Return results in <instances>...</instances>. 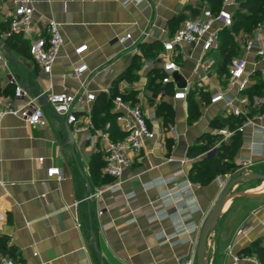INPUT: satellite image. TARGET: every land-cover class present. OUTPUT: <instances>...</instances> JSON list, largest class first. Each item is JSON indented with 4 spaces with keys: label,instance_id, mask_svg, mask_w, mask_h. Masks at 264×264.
I'll use <instances>...</instances> for the list:
<instances>
[{
    "label": "crops",
    "instance_id": "0c3cea01",
    "mask_svg": "<svg viewBox=\"0 0 264 264\" xmlns=\"http://www.w3.org/2000/svg\"><path fill=\"white\" fill-rule=\"evenodd\" d=\"M205 4L202 0H33L38 27L33 36H47L46 19L59 22L63 33L64 42L51 73L44 72L31 54L9 45L5 31L0 33L5 40L0 54L6 60V64L0 61V101L14 98L16 85L10 81L11 75L18 84L27 81L30 88L37 85L43 93L77 91L86 82L97 96L89 113H78L79 129L70 126L73 142L67 140L58 114L48 103H40L47 118L45 126L33 128L16 114L2 118L0 260L10 257L23 264H183L190 258L199 231L221 193L241 174L219 173L208 183L190 175L197 159L189 155L190 147L200 144L202 135L216 134L221 123L227 121L222 103L212 104L211 95L218 89L229 96L236 94L226 78L221 49L218 72L210 75L203 90L192 91L185 101H175L171 96L177 86L172 83L167 86V96H160L162 74L157 59L163 51L162 42L187 19L185 15L192 9L200 14ZM12 9L10 0H0V24L8 20ZM126 34L134 40L128 49L120 41ZM153 43L156 46L148 53ZM84 44L88 49L77 54L76 48ZM200 56L201 49L195 46L185 48L184 57L179 59L182 79L193 82L195 87L198 75L193 70ZM147 61L153 64L147 67ZM82 63L87 65L83 75H70ZM258 67L264 69V62ZM252 69L250 65L249 71ZM127 72L130 75L121 77ZM256 77H251L249 86ZM152 81L158 86L156 91ZM112 87L117 89L115 95L141 104L147 114L155 113L149 125L163 134L161 149L154 148L156 141L148 142L152 152L134 160L116 191L107 189L114 180L103 174L102 134L118 141L125 133L116 120L114 130L92 122L93 107L100 96L102 102H111L110 112L115 119ZM26 92L37 97L32 89ZM192 100L199 111L197 119L190 122ZM14 103L20 107L24 100L14 99ZM162 104L170 105L175 116L166 118V106ZM258 113L252 108V115ZM90 123L91 128L87 127ZM259 123L264 130V119ZM248 133L252 135H239L241 143L234 161L241 166V159L248 156L251 163L245 171L264 174V155L251 153L249 143L254 133L251 129ZM215 146L209 148H214L211 156L216 155ZM185 157L189 160L183 164ZM40 158H44L42 165ZM52 166L62 171L61 180L48 177L47 169ZM97 167L99 173L95 172ZM185 178L192 182V194L184 202L187 205H164L162 196L175 192ZM249 180L232 188L217 222L222 264H233L236 254L245 256L244 250L256 239L264 244V203L240 221L233 217L240 199L264 195L257 194L261 186L239 189ZM164 211L169 215L161 216ZM176 223L185 231L174 236Z\"/></svg>",
    "mask_w": 264,
    "mask_h": 264
},
{
    "label": "built area",
    "instance_id": "2783aa9c",
    "mask_svg": "<svg viewBox=\"0 0 264 264\" xmlns=\"http://www.w3.org/2000/svg\"><path fill=\"white\" fill-rule=\"evenodd\" d=\"M129 1L139 3L142 0ZM10 2L13 9L8 16L9 29L5 32V37L18 34L29 40L31 56L44 72L51 73L53 64L64 42L60 23L52 19H46L47 36L36 38L33 36V32L38 27L34 18L33 0H10ZM238 7L239 0H222V6L219 10H213L210 4L206 3L197 17L185 19L173 35L162 42L163 51L157 59L162 74L161 97L167 96V86L169 84L176 85L174 74L176 72L181 74L182 66L179 59L181 56L184 57L185 48L191 49L195 46L201 49V56L193 70V73L198 75L197 87L194 86L193 82L186 79L185 87H176L171 98L175 101H185L192 91L204 89L210 75L218 72L221 35L223 31L233 27L234 12ZM234 39L239 46L240 53L232 57L227 63L225 74L230 87L236 89V94L235 96H229L226 91L218 89L211 95L210 102L212 104L222 103L225 114L240 118L241 123L235 128L222 127L218 130V133L222 135V140L229 141L236 133L243 137L252 135L248 133L251 129L254 133L252 141L249 143L251 153L264 155V130L259 123L264 119V94L249 97L245 92L253 75L260 73L264 77V69L258 67L260 62H264L263 30L258 28L252 33L242 30L234 34ZM120 41L125 49L132 47L134 44L131 34H126ZM87 49L88 46L84 44L76 48V53L81 55ZM0 61L6 64L5 57L2 54H0ZM152 64L153 62H146L147 67ZM250 65L253 66L251 71H249ZM86 69L87 65L82 63L70 75L79 78ZM10 81L16 85L14 98H6L0 101V122L7 114H16L24 118L33 128L45 126L47 118L44 109L40 105L39 97L30 96L12 75ZM44 94H46L48 104L53 111L63 116L68 124L75 127L76 130L79 129L78 124L80 122L78 113L80 111L89 113L92 103L97 99L96 94L88 89L86 82H82L81 88L77 91H50ZM14 99L24 100V104L17 107ZM252 108L257 109L259 113L252 115ZM113 111L119 128L125 133V137L122 140L113 141L107 135L102 134L105 139L103 172L114 180L113 184L108 186L107 189L116 191L120 188L125 170L132 166L134 160L152 152V149L148 148V142L156 141L154 148L161 149L163 134L158 133L149 125L148 120L154 118L155 113L147 114L141 104L126 100L121 94L115 95L113 98ZM87 127L91 128L92 124L90 123ZM170 130L175 132L172 126H170ZM259 132L262 133L260 137ZM174 137L177 138L176 134ZM188 160L189 158L185 157L181 162L184 164ZM39 163L42 165L44 158H40ZM240 163L242 166H247L251 163V158L248 156L243 157ZM47 175L49 178L57 180H61L64 176L57 166L48 168ZM167 182L168 180L165 179L164 184ZM191 194L192 182L185 178L183 182L178 184L175 192H168L167 195L162 196L163 204L167 205L174 202L175 204L181 203L180 205L185 207L187 204L184 202L188 200ZM160 215L168 216L169 214L164 211ZM183 229L180 223H176L174 236L183 233L185 231ZM167 237L172 236L168 235ZM241 261H245L246 264H264L254 255H234L233 264H240ZM0 264L23 263L10 257H4L0 260ZM183 264H194V262L190 257Z\"/></svg>",
    "mask_w": 264,
    "mask_h": 264
},
{
    "label": "trees",
    "instance_id": "16d2710c",
    "mask_svg": "<svg viewBox=\"0 0 264 264\" xmlns=\"http://www.w3.org/2000/svg\"><path fill=\"white\" fill-rule=\"evenodd\" d=\"M208 4H210L213 10H219L222 6V0H202ZM192 15L197 17L199 15V11L194 9L192 11ZM183 16H179L177 18H181ZM192 17V18H194ZM179 28V27H178ZM177 28V29H178ZM261 28L264 31V0H239V7L234 12V25L231 29H227L222 32L221 35V55L223 56V66L225 69L227 63L231 60L232 57L239 55L240 50L237 42L234 39V34L240 31H246L249 33L254 32L256 29ZM9 29V22H3L0 24V33L2 31H7ZM7 41L9 45H14L16 49L23 50L24 53L30 54V42L27 39H24L22 35H12L7 37ZM156 46V43L150 44L148 47V53L152 52V48ZM130 75V72L123 74L121 77H125ZM160 76V75H159ZM158 76V77H159ZM254 84L247 87L245 92L249 97H253L254 95H262L264 92H260V89L264 87V77L260 75V73L256 74ZM155 91L158 86L152 81V85ZM115 88L112 87L111 93L115 95ZM102 96L98 98L93 107L92 112V122L96 125L98 124L101 128H104L109 124V129H116V120L113 118L114 114H112L108 107H110L111 102L108 100L106 102H102ZM190 108V119H196L198 117V108L195 102L189 104ZM162 106H166L164 109V114L166 118L171 119V106L162 104ZM170 115V116H169ZM193 119V120H194ZM227 120L225 123L229 125L231 128H235L240 122V118H233L232 116H228L225 118ZM171 122V121H170ZM223 127V126H222ZM201 143L195 144L190 147L189 155L197 156L204 150L209 149L212 146L217 145V152L215 156H212L211 163L205 168L202 165H206L204 160H200L198 164H194L190 170V175L194 177L195 180H199L202 183L210 182L216 175L219 173H236V171L241 167L240 164H237L234 159L236 153L239 149L241 140L239 135L236 133L233 138L229 141L222 140V135H220L217 131L216 134H204L200 138ZM102 163V160L100 161ZM105 164V162H104ZM95 172L99 173L100 168H95ZM104 174V173H103ZM105 175V174H104ZM107 176V175H105ZM245 255H254L258 257L262 262H264V244L261 239L254 240L250 246H248L245 250Z\"/></svg>",
    "mask_w": 264,
    "mask_h": 264
},
{
    "label": "water",
    "instance_id": "95a60500",
    "mask_svg": "<svg viewBox=\"0 0 264 264\" xmlns=\"http://www.w3.org/2000/svg\"><path fill=\"white\" fill-rule=\"evenodd\" d=\"M5 43L4 38L0 35V47L3 46ZM10 57L12 58L13 56L10 55ZM175 79H176V86L179 88L185 87L186 82L185 80L182 79V76L179 72H176L174 74ZM22 86L24 88L25 91H30V89L34 90L37 93V96L39 97V102L41 104H46L48 103L47 101V96L46 94L43 93V91L37 86H33L32 88L29 87L28 82L24 81L22 83ZM65 133H66V138L68 141L73 142V134H72V130L70 125L68 124L67 120L63 117L58 115ZM246 179H261L264 180V174H260V173H254V172H245L243 174H240L239 176L233 178L225 187V189L223 190V192L221 193L218 201L216 202L215 206L213 207V209L211 210V212L209 213L206 221L204 222L201 232H200V237H199V241H198V246H197V264H207L206 261V249H207V244H208V237L209 234L211 232V230L216 226L222 210L224 208V205L230 195V192L232 190V188L246 180Z\"/></svg>",
    "mask_w": 264,
    "mask_h": 264
},
{
    "label": "rangeland",
    "instance_id": "374dc122",
    "mask_svg": "<svg viewBox=\"0 0 264 264\" xmlns=\"http://www.w3.org/2000/svg\"><path fill=\"white\" fill-rule=\"evenodd\" d=\"M192 11H194V9L191 10V12L188 15H185V17H194L192 15ZM260 92H264V87L260 89ZM109 110H111V107H108ZM165 109V108H164ZM169 114L171 116H175L176 112L173 109L172 112H169ZM194 119V118H193ZM190 120V122L196 120ZM108 125H106V128L108 129ZM221 126L225 127L227 126V123H221ZM110 127V126H109ZM214 148L211 149H207L204 150L203 152H201L200 154L197 155V159L195 161L194 164H198V162L200 160H204L206 165H202L203 168L207 167L210 163H211V153L213 152ZM193 164V165H194ZM247 166H242L237 170V174H243L245 173V168ZM239 172V173H238ZM249 183H244L243 185H241L239 187V189H244L246 187H256V186H261V188L259 189L260 191H258L257 194H262L264 192V180H258V179H251V181H248ZM264 203V195H261L260 197H243L242 199H240L238 206H237V211L235 213V215L233 217H235L234 219L237 220H241L249 211H251L252 209L262 205ZM216 226L211 230L209 237H208V244H207V249H206V261L207 264H222V254H223V249L219 246V242L216 238ZM202 229V228H201ZM201 229L199 231V234L195 240V245L193 246L192 249V254H191V258L193 259L194 264H197V246H198V241H199V237H200V232ZM217 243V244H216Z\"/></svg>",
    "mask_w": 264,
    "mask_h": 264
}]
</instances>
